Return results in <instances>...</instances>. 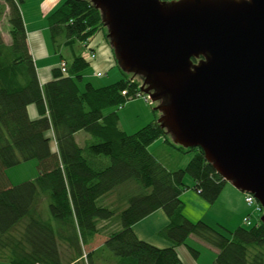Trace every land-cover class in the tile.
Returning a JSON list of instances; mask_svg holds the SVG:
<instances>
[{
  "label": "trees",
  "instance_id": "16d2710c",
  "mask_svg": "<svg viewBox=\"0 0 264 264\" xmlns=\"http://www.w3.org/2000/svg\"><path fill=\"white\" fill-rule=\"evenodd\" d=\"M21 4L0 0V20L7 14L12 40L6 44L0 31V263L67 264L64 247L73 262L84 256L83 246L101 234L104 223L115 222L119 228L110 230L103 250L119 264H183L178 247L199 255L187 243L191 236L218 251L212 264H264L262 217L234 231L186 217V191L214 205L228 184L201 149L174 144L157 120L128 135L116 112L104 114L138 98L143 77L123 72L116 59L121 80L103 88L88 83L80 90L92 61L77 46L88 48L107 28L102 12L89 0H66L48 18L66 72L60 64L42 85ZM62 49L70 51L71 60ZM82 132L91 137L84 146L77 140ZM161 138L184 154L195 153L186 169L169 171L150 153ZM30 160L38 161V177L13 186L6 171ZM159 210L168 219L159 233L171 243L167 248L140 239L133 228Z\"/></svg>",
  "mask_w": 264,
  "mask_h": 264
},
{
  "label": "water",
  "instance_id": "95a60500",
  "mask_svg": "<svg viewBox=\"0 0 264 264\" xmlns=\"http://www.w3.org/2000/svg\"><path fill=\"white\" fill-rule=\"evenodd\" d=\"M89 1L161 129L264 209V0Z\"/></svg>",
  "mask_w": 264,
  "mask_h": 264
},
{
  "label": "crops",
  "instance_id": "0c3cea01",
  "mask_svg": "<svg viewBox=\"0 0 264 264\" xmlns=\"http://www.w3.org/2000/svg\"><path fill=\"white\" fill-rule=\"evenodd\" d=\"M65 2L66 0H23V4L21 6V10L24 9L25 7L23 11H24L25 25H26V29L28 33L29 46H30L34 61L36 63L39 78H40L42 85L52 80L53 70L59 68L61 62L63 61L60 58V55L54 50V47L53 46L52 48L50 47V45L48 44L47 38H48V33H50L48 18L55 11H57L61 6H63ZM1 5H4V3H1ZM33 6L36 7L38 17L36 19H31V18L29 19L27 15H29L30 10H31L30 8H32ZM0 22H2V20H0ZM5 23L6 25H9L8 20ZM37 24H39L40 27H37L36 26ZM0 31H1V24H0ZM97 37L92 41L90 46L86 48L87 52H90L89 50L92 49L91 51H94L97 55V58L94 61L95 67L99 69L104 68V67L106 68L109 65L113 67V64L115 61L114 54L112 53L109 45L106 43L104 38H101V37L97 38ZM4 41H6L5 38H4ZM96 50L98 51L100 50V52L98 53ZM61 54L63 55V49L61 50ZM98 54H100V56ZM32 116L36 117V114L33 109H32ZM80 134L82 133H79L77 137L80 136ZM88 140L89 139H86L85 143ZM225 190H226V187L224 191ZM224 191L221 194L219 200L214 205H210V208L212 209H210L209 212H212L216 208V206L219 204L224 194ZM185 198H190L192 203L196 206V209L206 208L205 205L207 203L204 200H202V198L198 195V193H196L192 189L184 193V195L182 196V199H185ZM243 198L245 200V195L243 196ZM243 198L240 197L239 202L243 201ZM184 203L186 205L185 215L188 219H190L193 222L203 221L214 228L219 227L223 229L226 228V230L231 229L229 227L227 228L226 226L225 222H227L228 220H231V222L233 223H239L236 226L237 228H239L244 225L243 224L244 219L248 215L244 211L243 207L239 210H236L235 208H233L232 205L226 204L225 209L222 212L215 211L217 216H215L214 219L211 218L210 215H205L203 217L194 218L192 214H189L187 212V209H188L187 202L184 201ZM161 212L163 211L159 210L155 212L148 218L136 224L133 228H134L135 233L138 235L140 239L150 242L158 247L167 248L171 246V243L159 237L160 231L163 230L168 225V219L166 215H162ZM153 225H156L157 228L156 229L152 228ZM214 225H218V226H214ZM118 228L119 227L116 226L112 230H118ZM108 233L109 232H107L106 234L107 236H109ZM98 239L100 238L97 237L89 245L83 246L84 256L78 260H74L73 262H70V259L68 257V254L71 253L70 249H67L66 247H64V252H65L64 262L67 264L69 263L70 264H119L118 259L114 258L108 252L103 250L104 249L103 246L105 245L107 238L106 240L102 242H100V240ZM188 241L190 242L189 244L190 247L194 248V246L195 247L198 246L200 249L201 248L204 249V251L208 252L211 255L212 257L211 261L213 262L215 261L218 255V251L215 248L207 245L206 243L202 242L201 240L197 239L194 236H191ZM200 249H199V255L197 257H195L191 253L190 248L188 246H180L176 250L183 264H199V261L202 258V251ZM101 253H102V256H101ZM88 255L89 257H87ZM213 262H211V264Z\"/></svg>",
  "mask_w": 264,
  "mask_h": 264
},
{
  "label": "rangeland",
  "instance_id": "374dc122",
  "mask_svg": "<svg viewBox=\"0 0 264 264\" xmlns=\"http://www.w3.org/2000/svg\"><path fill=\"white\" fill-rule=\"evenodd\" d=\"M167 1H171V0H167ZM21 6H22V4H21ZM24 9H25V7H24ZM24 9H22L23 16H24V11H23ZM30 9H31L30 13H29V15H27L28 18L29 19L30 18L36 19L38 17L36 7L33 6ZM1 18H3V19H1L2 22H0L1 33H2V36H4V38L6 40L5 41L6 44L9 45V44H11L12 40H11V36H10V26L6 25V23H5L7 21L6 20L7 14L3 15ZM3 23H5V24H3ZM4 25H6V26H4ZM36 26L40 27L39 24H37ZM106 34L108 36V28L103 30V32H99V34L97 35L98 36L97 38H99V37L104 38L106 43L109 45L112 53L114 54L115 61H114L113 67H111L109 65L106 68L105 67L101 68V69L96 68L95 64H94V61L96 59L93 60V63L91 64V66L83 73V81L79 83V88L81 91L85 90V85L88 83L92 84L95 88H103V87L115 84L116 82H118L119 80H121L123 78V75H122V73H121V71H120V69L116 63L115 52H114L113 47L110 43L111 41H110L109 37L106 38ZM47 41H48V44L50 45V47L52 48L53 44L51 41L50 33H48ZM77 50L81 51V52L82 51L84 52V50H85V52L87 53L86 43L78 44ZM96 51L98 53L100 52V50L99 51L96 50ZM91 52H93V51H91ZM63 55L65 56V58H67L66 59L67 61L71 60V53L68 49H63ZM98 55L100 56V54H98ZM86 57H88V54H86ZM96 58H97V55H96ZM99 74H101V76ZM143 83H144V80H143ZM158 105H159V103L150 105V103L147 102L145 100V98L139 97V98H135L133 100H130L126 105L122 106L121 108L108 109L104 112V114L107 115V114L116 112L120 118L121 130L128 135H133V134L137 133L138 131L142 130L143 128L153 124L156 120L158 122L159 118L161 117L160 112H158V111H157L158 113L155 112V108ZM90 138L91 137L84 132H82V134H80V136L77 137L78 142L81 146H84L85 140L90 139ZM149 151L169 171H178V170L186 169L187 166L189 165V163L192 161V159L195 156V153L184 154V153L180 152L179 150H176L171 145L167 144L165 142L164 138L159 139L156 143L151 145L149 147ZM6 173H7V176H8V178H9V180L13 186H18V185H21L25 182L35 180L39 175L38 161L37 160H30V161L24 162L22 164H19L15 167L8 169L6 171ZM185 182L187 185H189L191 187L193 186L192 178L187 177ZM243 196H244V193H241L236 188H234L230 183H228L226 185V190L224 191L222 199L220 200L219 204L216 206V208L212 212H209L210 209H212V208H210V205H208V204L205 205L206 208H204V209H201V208L196 209V206L192 203L190 198H185L183 200L185 202H187V207H188L187 212L189 214H192L194 216V218H199V217H203L205 215H210V217L214 219V217L217 216L215 211L222 212L225 209L226 204L232 205L233 208H235L236 210H239L243 207L244 211L248 215H253L254 210L251 208H248V206L246 205V197L244 200ZM236 197H237V199H236ZM240 197L243 198V201L239 202ZM161 213H162V215H165L164 212H161ZM263 215H264V213L261 216L257 217V219L263 217ZM225 223H226L227 228L228 227L231 228V229H228L231 231H234L237 228L236 226L239 224V223H233V222H231V220H228ZM243 224H244V222H243ZM116 226H117V224L115 222H113L111 224L104 223L101 226L102 227L101 228V231H102L101 234H99L95 238L99 237L100 239H98V240H100V242L106 240L107 232H110V230ZM214 226H218V225H214ZM152 228L156 229L157 226L153 225ZM224 229H226V228H224ZM189 244H190V242L188 241V245ZM194 248L199 252L200 248L198 246H196V247L194 246ZM200 250L202 251V258L200 259L199 264H211V262H213V261H211L212 260L211 255L208 252L204 251V249H202V248ZM0 264H7V263H0Z\"/></svg>",
  "mask_w": 264,
  "mask_h": 264
},
{
  "label": "built area",
  "instance_id": "2783aa9c",
  "mask_svg": "<svg viewBox=\"0 0 264 264\" xmlns=\"http://www.w3.org/2000/svg\"><path fill=\"white\" fill-rule=\"evenodd\" d=\"M87 59L91 61L95 60L96 54L94 52H89ZM61 69L64 73L66 72V63L63 62L61 64ZM99 75L101 76V74ZM123 94L126 95V93H123ZM138 97H142V96L138 95ZM145 100L149 103L151 101L149 97L145 98ZM245 197H246V205L248 206V208H251L254 210V214L248 215L244 220L245 224H247L248 226H251L253 221H256L257 217L261 216L264 213V210L253 195L245 194Z\"/></svg>",
  "mask_w": 264,
  "mask_h": 264
}]
</instances>
